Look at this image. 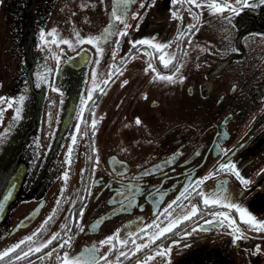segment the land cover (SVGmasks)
Here are the masks:
<instances>
[{"label": "flooded vegetation", "instance_id": "1", "mask_svg": "<svg viewBox=\"0 0 264 264\" xmlns=\"http://www.w3.org/2000/svg\"><path fill=\"white\" fill-rule=\"evenodd\" d=\"M250 3L253 6L241 5L229 23L224 18L227 13L211 14L206 5L196 8L189 0L175 4L172 0H145L144 8L140 0H132L127 11V23L132 27L120 37L118 48L114 33L108 41H100L103 52L97 57L96 46L75 42V33H103L114 6L119 14L121 0H0V22L27 19V30L39 35L35 49L39 66L30 70L35 80L28 83V94L43 99L42 108L32 107L42 110L38 160L22 177L16 178L18 171H14L8 201L0 195V201L9 202L0 203L1 216L5 215L0 220V251L40 228L54 207L52 218L21 248L40 243L53 232L63 234L71 229L70 247L56 249L62 238L58 235L40 252L15 261L10 253L0 264H60L57 254L68 251L75 255L94 244L103 256L110 245H100L101 239L116 229L121 238L129 239L128 232L156 218L166 223L165 206L175 200L186 180L209 172L214 174L201 183L203 191H214L223 184L232 202L245 206L256 219H264V3ZM172 11L178 15L173 17ZM132 12L141 16L133 18ZM179 31L186 35L177 38ZM16 33L20 36L19 25ZM153 34L157 41L171 43L167 52L177 59L168 67L148 46L140 47L154 52L152 57L129 44ZM54 38L59 42H53ZM66 39L73 41L71 47L63 43ZM55 46L58 49L50 56L49 50ZM82 52L88 58L76 59ZM181 61L184 81L153 79L151 70L144 71L152 62L158 71L168 73ZM113 63L120 67L119 73ZM93 69L104 90L93 89L80 122V131L87 134L77 133L73 143L70 134L76 129L81 98L88 99ZM110 75V82L102 83ZM125 80L128 82L122 86ZM93 116L98 121L94 135ZM136 117L140 124L135 123ZM69 144L70 163L66 160ZM225 157L236 164L247 183L235 172L217 168ZM189 199L201 211L133 257H119L120 264L145 260L159 244L166 250L171 245L170 251L154 255L147 264H264V229L256 231L232 209L241 229L235 233L240 238L234 243L233 230L227 225L204 224L209 213L218 209L205 208L199 195L176 200L174 217L190 210ZM80 207L84 208L82 217ZM183 232L189 235H181ZM136 239L142 242L148 237L137 233ZM173 240L179 243L172 244ZM118 250L122 246L117 245L107 258L112 264H116ZM49 251L52 255L45 256Z\"/></svg>", "mask_w": 264, "mask_h": 264}, {"label": "snow or ice", "instance_id": "2", "mask_svg": "<svg viewBox=\"0 0 264 264\" xmlns=\"http://www.w3.org/2000/svg\"><path fill=\"white\" fill-rule=\"evenodd\" d=\"M132 0H121L122 7L119 10V14H117V9L114 6L111 18L108 21V25L105 27L103 33L98 35H86L81 36L80 32H76V41L78 43H90L92 45L96 46V55L99 57L102 52L103 48L100 46L99 42L105 39H108L111 34L116 35V48L120 45V37L124 36L128 33L129 28L132 26L127 23V11L129 8L130 3ZM151 2L154 3V0H151ZM177 0H172V3L175 4ZM191 5H195L196 8H200L203 5H206L209 12L211 14H225L224 16L225 20L229 23L231 22L229 17L238 11L241 10V5L245 7L253 6L250 3V0H189ZM261 3H264V0H260ZM145 0H140V6L141 8H144ZM84 5H82L83 7ZM146 11V10H145ZM190 14H192L190 12ZM178 13L176 11H172V16H177ZM133 18L140 17L141 14L139 12H132ZM117 22H119L120 26L117 27ZM137 28L139 27V20L137 21ZM188 28H191L192 25L186 26ZM54 32V30H53ZM186 33L183 31H179L177 33V38H181L185 36ZM44 39L43 36V30H41V40ZM190 39V37H189ZM53 42H59L55 40ZM45 43H48L45 41ZM63 43L68 44L70 47L73 44V41L70 39H66L63 41ZM211 43V42H210ZM129 44H131L134 47H139V50L141 52H147L149 57H152L155 54L158 55L159 61L165 66L168 67L170 64L173 63L177 59L175 54L169 55L167 52V49L171 47L170 42L166 41H157L155 34H153L151 37L144 36L140 37L138 39H132L129 41ZM140 46H148V48H151L154 50L148 51V48L140 47ZM116 48L112 49L113 56H115ZM210 51V49H209ZM186 54V53H185ZM134 56V54H133ZM57 61H60V57H56ZM124 63H127V59L125 57L121 58ZM99 63V60L96 61ZM182 66V61L179 64H176L174 71H169L168 73H161L157 70V68L154 66L152 62H149L147 66L145 67L144 71L148 72L151 70L155 75L153 79L159 78L168 80L171 82H175L176 79H179L180 81H184L186 77L182 74H180V67ZM112 68H115L116 72H120V67L113 63ZM47 71V69H46ZM111 72V69H110ZM111 80V75L105 79L102 83L108 84ZM47 82V81H45ZM127 80L122 82L123 84H127ZM50 87H54V85H50ZM235 87V85L233 86ZM99 88L101 92H103V88L100 87V85L96 82V75H95V69H93V77H92V87L87 90V96L88 99L81 98V107L78 109V121L76 125V129L74 132H72L70 135L72 137V142H76L77 133L80 134H87L86 132L80 131V122L84 119L83 113H84V106L88 104L89 100H91L93 89ZM56 91H60L59 88H55ZM145 97L147 94H144ZM7 99L8 106H13L14 101H18V104L15 106V113L14 117L19 118L21 107L19 105L23 104L25 97L23 95H20L19 97H7L0 96V101H4ZM94 111V109H93ZM98 121L93 116V118L90 121V124L92 126V134H95V128ZM136 124H140V118L136 117L135 119ZM9 131L8 128H5L3 132H0V143H3V138L5 137L6 133ZM217 147H219L217 145ZM93 152H96L97 149L93 147ZM225 152H227V149H224ZM72 152V144L68 145V151L66 153V160L68 163L71 161L67 159L68 155ZM96 160H99V156L96 157ZM93 168H95V164H93ZM217 168L220 170H230L232 172H235L236 176L239 177V179L242 182H245V178L240 174V170L236 167V164L229 158L225 157L224 160L219 162L217 164ZM84 169H81V172H83ZM213 172H209L205 176L195 177V178H189L185 182V187L181 190V192L177 195L175 200L170 201L168 205L165 206L164 209V215L167 218L166 223H162L159 218L153 219L150 224L145 223L142 224L141 227H137L135 231L128 232L129 239L121 238L119 233L120 229H116L113 233L107 235L103 239L99 241L100 245L109 244V248L107 251L104 252L103 256H100L97 251L96 245H92L90 247L84 248L81 252L71 255L68 251H63L62 255L57 254V260L60 262V264H112V261L110 259H107L110 255V253L113 252V249L117 248V245L122 246L123 250H118L116 255L118 257L116 264H120L119 257H133L134 254L138 253L141 249H144L148 247L149 245L153 244V242L157 241L158 238L163 237L166 233L170 232L173 228H175L178 224L181 223V221H186L189 218L196 215L201 209L198 207L197 204L191 203V200L189 199V203L191 204L190 210L186 212V214L179 215V216H173L172 212V206L176 203V200H181L182 198L188 199L194 195H199L201 198L202 204L207 208L208 206H212L213 208H217L216 211H211L209 213V219L204 221L205 225H210L213 222H215L216 227L220 228L223 225H227L229 229L233 230V242L235 243L240 237L235 235V233L241 232L240 227H238L234 216L231 212L232 209H235V211L239 214V218L242 221H245L249 224L250 227L254 228L256 231H259L261 229H264V219H256L255 216L245 207L239 204L238 202H232L231 197L226 193L224 190L223 184H219L217 188L214 191L205 192L201 188V183L206 180L209 176L213 175ZM68 173H64V177L67 178ZM95 182V181H93ZM197 189H200L199 192H197ZM89 194H91V190L87 189ZM187 193V196L185 195ZM81 199H84L81 197ZM59 204V200L57 201ZM75 203V201H73ZM142 207V205H141ZM35 211V210H34ZM70 211H72L70 209ZM56 212V208L54 207L52 209V212L49 213V216L45 218V221L41 223L40 228H37L32 234L25 235L20 241H17L15 243H12L9 247L4 248L2 251H0V259H3L8 256V254H12V260H19L22 258H26L27 256L32 255L34 252H40L41 249L45 248L47 245H50L53 240L57 238V236H62L61 241L59 244L56 245V249H61L65 247L71 246V236L70 232L71 229H69L67 232L61 234L58 232H53L51 236L48 237V239L43 240L40 243H33L30 247L27 248H21V245L24 244L25 241L32 242L33 238L35 237L36 233L41 230V228L44 227V224L52 218V215ZM79 212L81 214V217L84 213V208L80 207ZM73 221L75 223H79V221L73 217ZM63 227H67L66 225H62ZM196 228H200V224L195 225ZM137 233H141L142 236L148 237V239L142 240V242H138L136 239ZM181 235H189L187 232L181 233ZM178 241L173 240L172 244H177ZM131 244L132 247L128 248L127 245ZM171 245H169L168 249L166 250L163 246V244H159L155 246L154 251H149L146 255L145 260L136 259L135 264H147L148 260H151L154 255L162 254L167 255L168 251H170ZM17 249H20L19 255H16L15 252ZM260 246H256V251L259 252ZM55 251V249L53 250ZM45 256H51L52 251L46 252L44 254ZM40 259H43L41 257Z\"/></svg>", "mask_w": 264, "mask_h": 264}, {"label": "water", "instance_id": "3", "mask_svg": "<svg viewBox=\"0 0 264 264\" xmlns=\"http://www.w3.org/2000/svg\"><path fill=\"white\" fill-rule=\"evenodd\" d=\"M14 22L16 26H20V36L18 34V43H20L19 58L22 64H26L29 70H33L39 66V60L35 53L39 35L33 36L32 29L27 30V19L22 21V23L17 20H14ZM22 26L23 34L21 32ZM108 39L102 40L101 44L108 41ZM80 57L81 59L88 58V54L82 52L77 55L76 59ZM32 79L34 82L35 78L29 73L24 84L21 85L22 87L15 91L14 97H19L20 95L25 97L23 104L19 105L21 107L19 118L17 119L14 117L15 106L18 104V101H14L13 112L11 116L8 117V121L6 120L3 128H8L9 131L3 138V143H0V195H2V198L4 195L7 201L10 195L9 189L13 186V182H11L12 180H10V178H12L14 171H18L16 178L18 175L22 177L26 169L29 170L33 168L35 162L38 160L40 151L41 117L39 116V111H42L41 108L43 106L41 105H43V99L38 97L36 100L32 93L28 94V89L30 88L28 83H31ZM35 84H37V82ZM35 105L41 108L32 110V107ZM28 112L30 113L27 115ZM21 165L22 167L20 168ZM16 182L19 183L18 180ZM7 201H0V203L9 205ZM1 213L2 211H0V220H3L5 215L1 216Z\"/></svg>", "mask_w": 264, "mask_h": 264}, {"label": "rangeland", "instance_id": "4", "mask_svg": "<svg viewBox=\"0 0 264 264\" xmlns=\"http://www.w3.org/2000/svg\"><path fill=\"white\" fill-rule=\"evenodd\" d=\"M14 20L0 22V96L14 97L16 89L21 88L30 73L26 64L21 63ZM70 47V46H69ZM58 47L50 48V56H54ZM4 105L0 114V132H3L5 122L11 116L14 107L8 106L7 99L0 101ZM14 105V102H13Z\"/></svg>", "mask_w": 264, "mask_h": 264}, {"label": "trees", "instance_id": "5", "mask_svg": "<svg viewBox=\"0 0 264 264\" xmlns=\"http://www.w3.org/2000/svg\"><path fill=\"white\" fill-rule=\"evenodd\" d=\"M2 108H1V104H0V114H1Z\"/></svg>", "mask_w": 264, "mask_h": 264}]
</instances>
